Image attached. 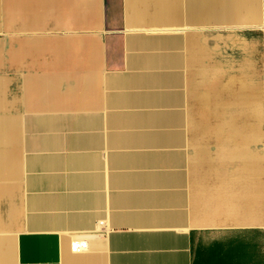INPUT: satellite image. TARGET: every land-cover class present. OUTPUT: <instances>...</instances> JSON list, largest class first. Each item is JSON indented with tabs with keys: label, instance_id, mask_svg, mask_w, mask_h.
I'll use <instances>...</instances> for the list:
<instances>
[{
	"label": "crops",
	"instance_id": "1",
	"mask_svg": "<svg viewBox=\"0 0 264 264\" xmlns=\"http://www.w3.org/2000/svg\"><path fill=\"white\" fill-rule=\"evenodd\" d=\"M0 264H264V0H0Z\"/></svg>",
	"mask_w": 264,
	"mask_h": 264
},
{
	"label": "built area",
	"instance_id": "2",
	"mask_svg": "<svg viewBox=\"0 0 264 264\" xmlns=\"http://www.w3.org/2000/svg\"><path fill=\"white\" fill-rule=\"evenodd\" d=\"M86 246H87V243L85 241L76 240L72 242V249L75 251L82 250L86 248Z\"/></svg>",
	"mask_w": 264,
	"mask_h": 264
}]
</instances>
